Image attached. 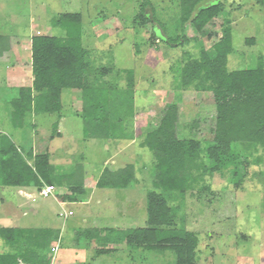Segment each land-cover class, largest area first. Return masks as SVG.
Listing matches in <instances>:
<instances>
[{
  "label": "rangeland",
  "instance_id": "1",
  "mask_svg": "<svg viewBox=\"0 0 264 264\" xmlns=\"http://www.w3.org/2000/svg\"><path fill=\"white\" fill-rule=\"evenodd\" d=\"M218 2L223 3L222 12L203 32L198 33L187 25L185 34L191 42L176 41L169 45L162 39L174 41L182 36L179 0H151L152 8L146 10L151 19L149 24H143L136 18L142 0H0V33L23 42V49L29 53H32V46H26L29 36L37 31L36 35L63 36L62 30L52 28L51 21L61 14H81L82 43L92 64L89 75L96 80L94 85L101 88L103 109L108 107V114L118 116L113 139L86 140L83 118L76 116L81 111V91L68 90L62 97L65 120L61 121L58 129L61 137L55 134L56 138L51 140L57 115H36L32 112L27 116L23 129L15 128L11 121V101L17 98V91L6 86L5 67L9 64L0 60V132L12 137L25 150L34 148L39 141L41 146H48L52 152L57 148L66 152L62 153L63 158H57L55 153V165L65 166L57 170L66 173L77 169L72 180L87 177L90 184L88 190L105 168L113 171L132 164L139 179L136 188L97 191L89 204L86 197L80 196L76 203L67 202L64 208L53 197L42 198L40 192L35 191L33 194L37 201L17 210L16 214L19 217L23 210H28V215L13 223H7L2 216L5 219L0 220V229L8 226L29 229L57 226L64 234L59 252L60 264L177 263L176 255L171 251L135 248L129 254L121 248L99 256L95 253L96 248L110 249L102 241H95V249L91 253L83 249L77 251L71 246L79 229L72 223L83 220L84 214L120 219L123 212L132 209L129 197L134 191L132 198L137 201L133 208L138 211L139 218L132 221L131 226L134 229L146 226L147 209L144 211L143 201L146 199L147 203V194L154 190V157L148 149H141L139 144L146 133L159 127L170 103H178L179 106L180 139L196 137L211 141L214 138L216 104L213 96L197 93L194 89H177L180 66L200 54V45L195 39L210 49L220 40L224 19L229 18L233 28V53L229 57L228 69H253L264 64V8L256 0H210L202 7ZM154 34L159 40L153 39ZM249 38L256 39L255 46L246 44ZM22 65L30 67V57ZM24 72L30 78L33 76L29 68ZM131 79L135 83L133 89L128 87ZM71 95L78 97L79 102H72ZM238 148V145L233 146V149ZM43 151L45 148H42ZM256 155H264V151L259 150ZM117 159L122 163H118ZM114 161L117 163L113 164ZM232 181V177L216 174L195 181L194 189L185 196L177 192H162L173 208L177 227L198 235V264H264V164L247 171L239 190L234 189ZM3 189L0 188V209L12 202L17 191L10 187ZM65 193L64 188H58L54 195L61 197ZM98 199L104 200L103 206L98 205ZM64 211L73 215L64 218ZM89 227H92V221ZM84 228L88 226L84 225ZM120 242L119 246L123 240ZM11 251L12 247L0 238V254Z\"/></svg>",
  "mask_w": 264,
  "mask_h": 264
},
{
  "label": "trees",
  "instance_id": "2",
  "mask_svg": "<svg viewBox=\"0 0 264 264\" xmlns=\"http://www.w3.org/2000/svg\"><path fill=\"white\" fill-rule=\"evenodd\" d=\"M179 1L182 36L174 41L163 38L162 41L169 45L176 41L189 44L191 41L187 39L185 27L191 25L201 33L223 9L221 2L202 7L210 0ZM256 1L264 8V0ZM148 7L152 8L151 0H142L136 18L143 24L151 23L146 12ZM51 25L53 29L62 30L63 36L41 33L32 38L34 81L31 87L20 88L17 98L11 101L13 126L23 129L27 116L32 112L57 115L51 136L53 140L55 134L59 135V121L63 118L64 91L79 90L82 92L81 117L86 140L113 139L118 116L108 114V107L103 109L101 88L94 85L96 80L89 75L92 64L82 43L81 14H61L51 21ZM232 32L231 20L225 18L221 38L210 49L195 39L200 45V54L183 63L178 74L179 91L194 89L197 93L213 96L216 104L214 138L211 141L196 137L180 139L178 103L167 106L159 127L146 133L139 144L154 157V190L147 194L146 226L116 231L112 234L111 245L123 240L131 248L171 251L176 255V264H198L199 237L195 232L177 227L173 208L162 192H177L185 196L194 189L195 181L216 174L232 177L234 189L239 190L247 171L264 164V155H256L259 150L264 151V64L253 69L230 71ZM154 38H157L155 34ZM246 44L255 46L256 39H246ZM11 45V38L0 36V57L11 51ZM134 84L131 79L128 87L133 89ZM235 145L239 148L233 149ZM57 169L49 152L36 153L33 148L25 150L12 137L0 132V188H26L40 192L45 186L67 187L69 194H65L62 200L77 202V196L86 192L84 177L74 181L72 178L76 176L77 169L66 173ZM137 183L136 168L128 164L113 171L105 168L97 187L128 189ZM59 235L53 229L1 228L0 238L13 251L0 254V264H49L51 245ZM97 236L99 233L90 239L101 243ZM113 251L116 249L102 248L98 255Z\"/></svg>",
  "mask_w": 264,
  "mask_h": 264
},
{
  "label": "crops",
  "instance_id": "3",
  "mask_svg": "<svg viewBox=\"0 0 264 264\" xmlns=\"http://www.w3.org/2000/svg\"><path fill=\"white\" fill-rule=\"evenodd\" d=\"M37 33H38V31L36 32V34ZM36 34H32L31 36H29L30 40L28 39L27 42H26L27 48H29V46L30 47L32 46V38L34 36H36ZM0 36L9 37V38H11V41H12L11 51L9 53L4 54V56L0 57V60L4 61V63L7 64V65L9 64L8 67H5L6 73H7V76L5 78V84L7 82L6 86L8 88H10L11 90L17 91V94H18V90L20 88L31 87L32 84H33L34 77L31 76V78H30V77L24 75L25 74L24 71L27 70L28 68L30 69L31 74H32V65H31V63H32L31 62L32 53L26 52L25 49H23L24 46H25L24 43L20 42V40L16 39L14 36H10V35L4 34V33H0ZM29 57H30V67H23L22 63L24 62V60H26V61L29 60ZM26 80H27V82H25ZM66 91H68V90H66ZM71 91H79V90H71ZM74 95H71V101L72 102L73 101H78V97H75ZM62 97H63V95H62ZM80 99H81V102H82V92H81ZM80 108H81V111H80V113H77L76 116L82 118L81 117L82 108H83L82 104H81ZM63 120H65L64 115H63V118L59 121V126H60L61 121H63ZM59 126H58V129H59ZM57 133L59 135L56 136V137H61L62 136L61 132L58 131ZM54 139L52 141H54ZM42 146H44V145H42ZM42 146H41V144L38 141L35 144L34 148H33V146H32V148L35 150L36 153H41L42 148L43 149L45 148V151L50 153L51 162H52L53 165H55V163L53 162L55 153H57L56 154L57 158H60V157L63 158V154L62 153L66 154V152L60 151L61 149H59V148L53 150V152H52V149H48V146H44V147H42ZM45 151H43V152H45ZM117 162L118 163H120V162L122 163V161H120L118 159H117ZM117 162L114 161L113 164H116ZM123 164H125V163H123ZM56 167L57 168H61V167H65V166H56ZM102 172H103V170L100 172V174L97 176V178H95L94 181H92V185L90 187V190H88L89 188H87V186L90 185V184H88V179H87V177L84 178L83 185L85 187V191L86 192L82 196L81 195L80 196L81 197H86L87 200H88L87 201L88 204L91 201L94 200V197H95V194H96L97 191L101 192V191L105 190V189H100V188L97 187V182H98V179L100 178ZM136 185H138V183ZM130 188H136V186H132ZM57 189L58 188H56V190ZM60 189H62V188H60ZM64 189L66 190L65 194H69V189L67 187H64ZM3 190H6V189L4 188ZM16 190L17 191L13 195L14 199L12 200V202L9 203L8 205L3 206V208L0 209V220L1 221L4 220L5 218H6L5 221L7 223H13L14 221H21L22 220L21 216L28 215V213H27L28 210H23V214L20 215L19 217L16 216L17 210L19 211L21 209H24V207L26 205L34 203V200H35V202L37 201V199L35 198V196L33 194L35 192V190L26 189V188H22V189L19 188V189H16ZM125 190H130V189L128 188V189H125ZM134 194L135 193L133 191V194L130 195V197H129L132 209L129 208L128 211L123 212V214L120 215L121 218L118 219V220L110 219L106 215H97L96 217L95 216L92 217L90 215L88 216V215L84 214V216H83L84 219L83 220L78 219L74 223H72V224H76V227L79 229V231H77L75 233V237H74L75 241H74V243L72 244L71 247H74L75 250H77V251L78 250L80 251L81 249H83L84 252H86V250H87V253H91V250L95 249L94 248L95 241H91L90 238H93L95 235H97L99 233L100 236H97V237H99V240L102 241L104 245L109 246L111 249L117 248L116 251L120 250L121 248H123L124 251H127L129 254H132L131 252L134 251L135 248H131V247L127 246L124 242H123L122 245H125V246H123V247H121L122 245L119 246V244L121 242H119V243H117L115 245H111L110 241L113 240L111 235L114 234L116 231L134 229L131 226L132 225L131 222L132 221H136L137 218H139V215L137 213L138 211L136 210V208H133L134 207V203L137 201L134 198H132ZM80 196H77V198H79ZM51 197H53V199L58 202V204L60 205L61 208L66 207L67 202L62 200L63 196L59 197V196L53 195ZM51 197H48V198H51ZM42 198H44V197H42ZM99 199H101V198H99ZM140 201H143V200H140ZM69 203H76V202H69ZM103 204H104V200H99L98 205L99 206H103ZM143 205H144V209H145L144 211H146V209H147L146 199H144ZM5 211H6V213H5ZM29 211H31V210H29ZM64 212L67 213V214L71 213V212H66V211H64ZM13 213H15V214H13ZM34 213H37V211H35ZM9 214H12L14 216H9ZM46 215H49V213H47ZM2 216H5V218L2 219L1 218ZM146 220H147V214L145 213V222H144L145 224H146ZM90 221H92V227H89ZM84 225L88 226V228H84L83 229ZM6 228H20V227L8 226ZM24 229H29V228H24ZM36 229H38V228H36ZM44 229H54L55 231L60 233L59 238H61V244H60V250H61V246L63 245V241H64L63 230L61 231L55 225L51 226V228H44ZM81 233H83V234H81ZM86 233H92V234H87L86 235ZM88 235H89V237H88ZM81 240L82 241L84 240V242H82ZM57 242H58V240L54 241L52 243L51 247L54 246ZM96 249L97 250L95 251V253L97 255L98 253H100V250L102 249V247H98ZM50 250H51V248H50ZM92 259H93V257H92Z\"/></svg>",
  "mask_w": 264,
  "mask_h": 264
},
{
  "label": "built area",
  "instance_id": "4",
  "mask_svg": "<svg viewBox=\"0 0 264 264\" xmlns=\"http://www.w3.org/2000/svg\"><path fill=\"white\" fill-rule=\"evenodd\" d=\"M56 191L55 187L52 186H45L40 191L41 196L44 198H48L54 195ZM62 215V214H61ZM73 215V213H65L62 215L64 218H68L69 216ZM60 244H61V238L58 239V242L51 247V250L49 252V264H60L59 262V251H60Z\"/></svg>",
  "mask_w": 264,
  "mask_h": 264
}]
</instances>
